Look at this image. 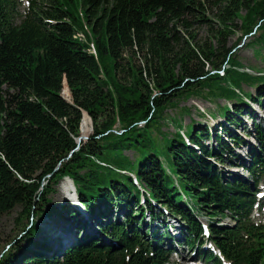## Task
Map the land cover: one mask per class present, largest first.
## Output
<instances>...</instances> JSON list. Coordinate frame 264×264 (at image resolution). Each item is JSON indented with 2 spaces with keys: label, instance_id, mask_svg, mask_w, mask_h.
Returning a JSON list of instances; mask_svg holds the SVG:
<instances>
[{
  "label": "trees",
  "instance_id": "1",
  "mask_svg": "<svg viewBox=\"0 0 264 264\" xmlns=\"http://www.w3.org/2000/svg\"><path fill=\"white\" fill-rule=\"evenodd\" d=\"M26 3L0 0V217L20 206L23 233L0 264H167L176 247L195 263L264 264V127L249 133L252 186L216 165L243 146L228 125L264 105V75L241 71L226 40L236 23L237 41L260 30L249 43L264 63V0H81L80 17L73 0ZM193 96L226 103L211 136L171 116ZM58 185L71 208H47Z\"/></svg>",
  "mask_w": 264,
  "mask_h": 264
},
{
  "label": "rangeland",
  "instance_id": "2",
  "mask_svg": "<svg viewBox=\"0 0 264 264\" xmlns=\"http://www.w3.org/2000/svg\"><path fill=\"white\" fill-rule=\"evenodd\" d=\"M21 2H22V5L20 7V12L23 13V11L26 8L27 3H26V0H21ZM70 9L75 16L80 17L79 13L81 11V0H73V6L70 5ZM235 26L236 28L234 29V31L229 33L226 40H227V45L229 47L234 45L236 42H237L236 45L238 44L234 54L239 64L241 65L240 70L250 74L251 76L264 75V63L262 59L258 57V56L262 57L263 55L262 51L259 50L258 46H251L249 43L250 40H253V38L256 36L257 33H260L259 32L260 30L256 34H254V37L252 35L246 38H241L239 41H237V39L241 36V32L238 30L239 24L236 23ZM192 32L195 35L196 41L203 42L207 40L208 34H207V29L205 27H202V28L195 27ZM79 37H82V36L79 35ZM243 89L246 92L250 91L253 95L255 94V90L252 87L243 86ZM70 100L71 99L69 98V101ZM225 104L226 103L223 100H214L212 98H200V97L193 96L190 99H182L179 102L178 108L179 109L187 108L188 109L187 113L180 114V110H176V111L171 112V116H173L176 120L181 121L183 131L186 128V126H188L192 122H195V123H198L197 125L201 127H207L208 134L211 136V134L213 133L212 127L216 124L223 122V120H221L220 117H217L218 115L217 113H219L218 107H222ZM251 106H252L251 116H248V117L245 116L244 118H242V122L237 128H234L233 126L225 123V125H228V128L230 129V131H233L234 133H236V135H238L241 138L243 137L242 138L243 146H244V147L242 146L243 149L242 147L239 149H234L232 155L228 157L230 158V161L224 162L223 164H216V165L220 173H222L223 177H226L232 182L238 181L244 185L250 184L252 186V180H251L250 174L248 173L246 169H248L251 165V161L248 157V150L250 149L249 146L250 145L256 146V143L249 133L250 132L252 133L251 129H252L253 123L259 124L260 127H264V105L258 106L256 104H251ZM86 119L89 122V126H88L89 133L86 135L85 138H82L81 143H84L85 141H87V138L90 135H92L91 121L88 118V116L86 117ZM167 128L169 131L173 132V127L170 125L164 126L163 130H167ZM118 131L119 130L117 129L115 132L117 133ZM215 134L216 132L214 131V135ZM209 142H210L209 145L205 143L204 144L208 145L209 147H213V145H216V143H213L211 141ZM125 155H127L129 158L132 159L131 152H126ZM231 161H233V163H231ZM62 181L65 183L68 182L67 179H64ZM257 189H258V192H261L260 195H264V182L260 183ZM64 193L66 194L65 191L60 190V187L58 185L56 187L55 193L52 194V196H50V204L48 205L47 208L54 207L56 208V210L61 209L65 206H70L71 208L70 203H72L73 200H71L72 198L70 195H65ZM259 199H261L260 205L262 206L263 210L262 212H260V210L257 209V204H256V208L253 209L254 220L257 223L259 222L264 223V199L263 197L261 198V196H259ZM21 211H22V208L18 206L10 213L4 214L0 217V259L2 255H5L7 251L10 250V248L13 246L14 243L16 244L22 239L21 236L23 235V233L20 230L21 224H19V221H18V216ZM113 214H116V213L113 212ZM35 215L36 213L34 214V218H36ZM71 219H68L69 223H67V226H69L70 230H72V232L75 233V231L78 230V228H75V227H79L80 221L78 219H75V220L74 219L71 220ZM199 221L203 224V227H206V224H207L206 217H200ZM92 223H93V226L91 224L89 228L87 227L88 225L87 226L85 225V223L81 224L82 229L84 230L83 236H85V232H88V234L89 233L94 234L93 231H95L96 229H97L96 231H98V227H97L98 225L95 224V221ZM169 224L173 227V229L179 228L178 226H176L177 224H175L173 221H169ZM229 224H230V220L227 218L223 219L220 223V225L222 226H227ZM28 226L30 225L27 224V227ZM63 235L64 234H60L57 236V238L62 239V240H67L66 237ZM174 235L176 236L178 234L174 233ZM14 239L15 241L12 242ZM178 248L176 247L177 254H173L169 263L167 264H194V263H189L191 262L190 259L192 260V258L194 257L193 254H190L186 250L182 251L181 247H178ZM195 264H202V263L199 262Z\"/></svg>",
  "mask_w": 264,
  "mask_h": 264
},
{
  "label": "water",
  "instance_id": "3",
  "mask_svg": "<svg viewBox=\"0 0 264 264\" xmlns=\"http://www.w3.org/2000/svg\"><path fill=\"white\" fill-rule=\"evenodd\" d=\"M63 97V96H62ZM65 101H67V102H69V100H66L65 98H63ZM81 141H82V139L79 137L78 139H77V144H80L81 143Z\"/></svg>",
  "mask_w": 264,
  "mask_h": 264
},
{
  "label": "bare ground",
  "instance_id": "4",
  "mask_svg": "<svg viewBox=\"0 0 264 264\" xmlns=\"http://www.w3.org/2000/svg\"><path fill=\"white\" fill-rule=\"evenodd\" d=\"M77 36H78V35H77ZM235 166H236V165H235ZM238 167H239V166H238ZM259 196H262V197H263V199H264V195H259ZM262 197H261V198H262ZM260 202H261V199H260Z\"/></svg>",
  "mask_w": 264,
  "mask_h": 264
}]
</instances>
